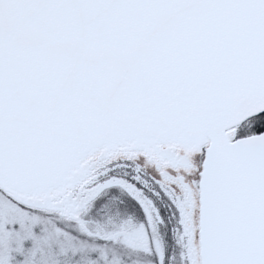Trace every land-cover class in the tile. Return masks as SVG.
<instances>
[{"label": "snow or ice", "instance_id": "6c2138e0", "mask_svg": "<svg viewBox=\"0 0 264 264\" xmlns=\"http://www.w3.org/2000/svg\"><path fill=\"white\" fill-rule=\"evenodd\" d=\"M0 264H264V0H0Z\"/></svg>", "mask_w": 264, "mask_h": 264}]
</instances>
